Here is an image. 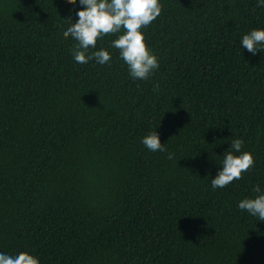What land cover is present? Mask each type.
Instances as JSON below:
<instances>
[{
  "label": "trees",
  "instance_id": "obj_1",
  "mask_svg": "<svg viewBox=\"0 0 264 264\" xmlns=\"http://www.w3.org/2000/svg\"><path fill=\"white\" fill-rule=\"evenodd\" d=\"M141 32L159 68L133 79L74 60L63 32L76 0H0V253L39 264H264V221L239 209L264 193V30L258 0H158ZM158 85V87H157ZM158 134L166 152L142 143ZM241 139L253 167L211 180ZM168 153L173 159H168Z\"/></svg>",
  "mask_w": 264,
  "mask_h": 264
},
{
  "label": "clouds",
  "instance_id": "obj_2",
  "mask_svg": "<svg viewBox=\"0 0 264 264\" xmlns=\"http://www.w3.org/2000/svg\"><path fill=\"white\" fill-rule=\"evenodd\" d=\"M66 3L75 5L76 0H66ZM79 3L84 6V10L76 13L78 20L75 24L64 20L70 26L63 32L65 39L70 37L77 42L73 50L77 63L83 65L93 59L100 65L110 63L108 51L101 49L89 55V50L96 48L98 39L123 32L118 39L112 41L111 46L119 50L130 76L133 79L147 80L159 68L158 59L148 49L141 32L142 28L149 26L161 15L162 5L158 0H79ZM257 7H264V0H258ZM241 47L252 55L264 51V30L254 29L244 35ZM142 143L152 152L167 151L155 131L144 137ZM242 147L243 141L234 139L231 150L224 153L222 170L211 180L213 190L242 179V173L253 167L254 158L250 153L233 155V152L240 153ZM168 159H173L172 153H168ZM253 192L258 195L253 199L242 200L238 207L264 221V193H261L259 186H254ZM0 264H39V261L26 252L15 257L0 253Z\"/></svg>",
  "mask_w": 264,
  "mask_h": 264
}]
</instances>
